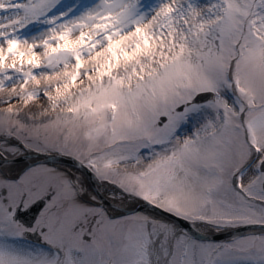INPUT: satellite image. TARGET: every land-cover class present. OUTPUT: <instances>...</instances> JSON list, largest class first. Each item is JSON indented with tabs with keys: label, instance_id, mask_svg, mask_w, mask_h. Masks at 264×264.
I'll use <instances>...</instances> for the list:
<instances>
[{
	"label": "snow or ice",
	"instance_id": "1",
	"mask_svg": "<svg viewBox=\"0 0 264 264\" xmlns=\"http://www.w3.org/2000/svg\"><path fill=\"white\" fill-rule=\"evenodd\" d=\"M0 264H264V0H0Z\"/></svg>",
	"mask_w": 264,
	"mask_h": 264
}]
</instances>
